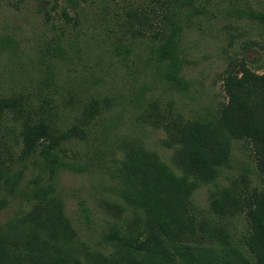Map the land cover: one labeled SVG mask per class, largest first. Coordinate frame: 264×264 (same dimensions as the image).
Masks as SVG:
<instances>
[{"label":"rangeland","instance_id":"rangeland-1","mask_svg":"<svg viewBox=\"0 0 264 264\" xmlns=\"http://www.w3.org/2000/svg\"><path fill=\"white\" fill-rule=\"evenodd\" d=\"M250 11L264 13V0H0V45L5 36L20 43L15 53L0 50V96L24 94L33 107L44 105L61 132L80 124L92 99L101 101L102 114L87 129V138L62 145L68 165L52 180L82 243L106 252L105 235L133 218L130 208L115 217L102 207L103 199L123 203L113 163L122 155L119 144L134 139L170 161L172 151L162 145L165 132L140 120L150 102L159 100L167 117L178 112L186 119L206 117L227 102L223 79L229 72L242 66L264 72V23L250 18ZM178 19L186 28L184 75L191 83L183 94L157 81L150 59L160 39L155 34ZM140 28H147L146 37ZM142 86L140 109L135 96ZM5 123L0 160L11 173L22 170L23 177L18 194L0 211V226L27 209L23 193L35 178L44 177L43 183L50 179L35 159L19 161L20 141L13 132L17 123L11 115ZM242 176L249 180L250 191H264L252 146L236 140L231 167L217 184L225 187L236 181L242 186ZM216 188L211 184L195 192L193 206L201 216L207 215ZM229 222L232 242L242 250L239 241L248 230L245 216Z\"/></svg>","mask_w":264,"mask_h":264},{"label":"trees","instance_id":"trees-1","mask_svg":"<svg viewBox=\"0 0 264 264\" xmlns=\"http://www.w3.org/2000/svg\"><path fill=\"white\" fill-rule=\"evenodd\" d=\"M248 16L264 23V13L250 11ZM185 30L181 19L172 20L170 28H160L155 34L159 43L150 55L157 81L182 94L191 87L184 75ZM145 31L140 28V35L146 37ZM19 45L5 36L1 53L7 49L15 53ZM223 86L227 102L206 117L186 119L179 112L167 117L159 100L140 113L142 123L148 121L165 132L162 145L172 153L168 162L137 140L119 144L122 155L113 163L123 203L103 199L102 207L115 217L130 208L133 218L105 235L106 252L79 240L52 183L56 172L68 165L62 145L87 138V129L102 114L101 101L92 99L84 107L80 124L61 132L44 105L33 107L24 94L1 95L0 129L6 128L5 120L11 115L17 123L12 129L20 141L19 161L35 159L50 179L43 183L44 177L35 178L23 193L27 209L0 226V264H264V191H250L245 176L242 186L236 181L225 187L217 184L231 167L236 140L250 143L257 171L264 178V72L257 74L242 66L224 77ZM145 88H139L135 96L140 109ZM22 177V170L11 173L0 160V211L18 194ZM211 184L217 188L210 195L207 215L201 216L193 197L199 188ZM241 215L248 226L239 241L242 250L232 242L229 222Z\"/></svg>","mask_w":264,"mask_h":264}]
</instances>
